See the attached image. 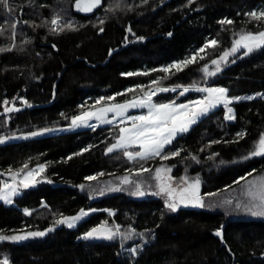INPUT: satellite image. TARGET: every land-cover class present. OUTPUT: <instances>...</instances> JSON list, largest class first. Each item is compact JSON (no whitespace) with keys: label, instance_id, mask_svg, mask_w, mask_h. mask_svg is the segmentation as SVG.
<instances>
[{"label":"trees","instance_id":"16d2710c","mask_svg":"<svg viewBox=\"0 0 264 264\" xmlns=\"http://www.w3.org/2000/svg\"><path fill=\"white\" fill-rule=\"evenodd\" d=\"M75 1L10 0V9L0 6V134L57 130L0 145V187L6 175L39 165L49 180L24 190L13 206L0 203V235L46 232L20 243L0 241V264H264V221H234L204 209L208 194L264 175V156L243 159L264 134V47L248 55L240 48L220 74L203 71L242 35L264 32V18L247 15L264 0H103L88 17L75 12ZM212 40L217 44L205 48ZM201 47L202 58L181 71H161ZM210 84L225 86L229 98H253L229 105L232 120L224 119V107L212 110L161 156L129 161L125 149L108 153L124 123L70 129L72 118L97 101H123L156 88L153 103L186 104L202 99L196 89ZM5 107L18 111L6 113ZM158 168L170 169L174 180L198 179L203 206L168 209ZM137 187L143 197H135ZM87 208L97 211L74 229L53 227ZM105 225L132 239L83 238ZM139 243L133 255L130 246Z\"/></svg>","mask_w":264,"mask_h":264},{"label":"snow or ice","instance_id":"6c2138e0","mask_svg":"<svg viewBox=\"0 0 264 264\" xmlns=\"http://www.w3.org/2000/svg\"><path fill=\"white\" fill-rule=\"evenodd\" d=\"M101 0H76V6L80 11H91L94 7L99 5ZM191 2V0H189ZM0 6L4 8H11L10 0H0ZM247 15L251 16L253 19L259 20L264 18V11L259 13L250 12ZM59 20L57 17H54L51 20V24L53 26L58 25ZM103 23V21H101ZM221 24H231V20H223L220 21ZM11 27L13 30L17 27L16 23H12ZM67 28H72L71 23L65 25ZM53 32H56V27L51 29ZM63 29H61L62 31ZM103 31V29H101ZM217 44V41L212 40L208 44L205 45L207 47H214ZM264 47V32H259L257 34L248 33L246 35H242L239 40H236L233 44V47L230 51H226L221 57L220 60H226V58L236 53L240 48L245 49L244 55L250 54L255 48ZM204 48L200 49V52H204ZM202 58V57H201ZM195 62V56L193 58L178 62L174 65H170L169 68L175 67L177 71L182 70V65H186L189 63ZM213 65H217L215 72L207 71V65L203 69L206 75L211 77L216 75L221 69L219 67L218 61L213 60ZM169 68H163L161 71L168 72ZM146 74V73H145ZM127 75H134V73H128ZM153 83H158L157 81H153ZM128 91H131L129 89ZM160 92L169 91L167 88H160ZM175 91V89H172ZM189 91L188 88L184 89V92ZM196 91L206 93L202 99L189 101L187 104H176L175 102H170L167 104H157L153 103L152 97L156 95L155 91L145 92L144 96L141 98H137L133 101H128L125 104H116L110 107L101 108L98 112H84L79 116H75L72 118V126L79 127L81 125H86L87 122L92 119L93 116L96 119L101 120L102 123H111V121L104 120L103 117L108 112H114L116 115L123 116L124 112L128 108H147L146 115L139 116H128L127 120L132 122V126L130 128H121L120 135L117 139V142L111 145L107 152L111 153L116 149H125L124 156L127 157L129 161H133L137 158L140 160H145L150 156H161L162 150L166 145L170 144L175 135L178 133L187 132L189 130V126L195 124L197 122V118L208 113L211 109L216 108L219 105L224 107L225 115L224 119L232 120L234 119L232 112L233 109L229 107L233 101H238L240 99H245L242 97H232L229 98L226 93L227 89L225 88H197ZM181 93V95L184 94ZM260 95V94H258ZM253 97H246V99H252ZM101 100L105 99L104 97L100 98ZM108 100L114 99L113 97H108ZM100 101H97L99 103ZM8 102L5 101V104ZM26 103V102H25ZM4 111L6 113H10L13 111H18L15 108L5 107ZM47 131V130H46ZM40 133H32V136L39 135ZM240 137H243L244 133L237 134ZM4 141L0 139V143ZM132 145H138L139 151L130 152L126 149ZM171 156L179 155V151L172 152ZM256 156H264V134L261 135L258 143L255 146V149L250 152L249 156L244 157L243 159H248L250 157ZM162 159H168V155H163ZM195 159V157H193ZM25 168L27 165L24 166ZM44 166L40 165L38 169H34L28 171L24 175V179L20 181V185L23 188H28L31 184L37 182L35 180V173L43 172ZM143 171H148L147 169H143ZM161 169H156L157 179L161 180L160 184V193H165L168 196V200L165 201V205L168 209L175 212L177 210V201L184 204L185 206L192 205L194 207H202L203 203L201 197L199 196V184L200 181L197 179L194 182L190 183L186 188H180L179 190L173 189L163 178L160 176ZM170 171V169H169ZM139 174V173H138ZM102 175V173H101ZM15 179V175L13 177ZM88 180L94 179V177H87ZM243 179V177L241 178ZM124 183L128 182V178L125 177L123 180ZM83 187V185L81 186ZM260 192L258 196H254V198H258L260 200V204L253 205L254 207H259V211L252 212L253 215H264V178H262L260 185ZM118 190V189H117ZM157 193V194H160ZM17 194V188L14 185L5 183L3 188H0V199L4 200L6 203H11L10 197ZM101 194H103L101 192ZM135 195H144V193L139 191V187H137V191L134 193ZM213 195V194H208ZM251 211V209H248ZM30 213L25 210V215H29ZM87 215L84 210H81L80 214L75 217H65L63 219H59L56 221V224H67L69 228L73 227L76 221L80 220L83 216ZM53 229H48L47 231H52ZM117 234L122 235L124 239H130L131 234H121L119 233V229L113 231L107 227H98L93 228L89 232L85 233L84 238L89 239L93 237H102L107 240H112L115 238ZM44 232H32L28 233L27 236H4L0 235V241L2 240H13V241H21L27 239L29 236H43ZM215 235L220 237L222 233L220 230L215 232ZM132 254L135 255V249H132ZM4 264H7V261H4Z\"/></svg>","mask_w":264,"mask_h":264},{"label":"rangeland","instance_id":"374dc122","mask_svg":"<svg viewBox=\"0 0 264 264\" xmlns=\"http://www.w3.org/2000/svg\"><path fill=\"white\" fill-rule=\"evenodd\" d=\"M261 11H264V5L258 6V7L254 8L252 10V12H257V13H259ZM201 48H204V47H201ZM201 48L196 49V50H192L187 55V57L185 58V60L170 63V64L164 66L163 68H169L170 65H174V64H176L178 62H183V61L189 60V59L193 58V56H195V59H197L199 57H202L204 54H203V52H200V49ZM222 55H220L217 58L219 67L221 69L218 72V74L221 73V71L224 69L225 65L227 64V60L233 54L229 55L226 58V60H220V57ZM216 67H217V65H213L212 62H211V63H209V69H208V71L215 72L216 71ZM170 69H176V68L175 67H171V68H169V70ZM207 87L225 88L226 89L225 86L218 85V84H213V85L210 84V85H206V86H201L199 88H207ZM148 91H156V88L148 89L145 92H148ZM145 92L142 93V94H138V95L132 96L130 98H127V99H125L123 101H118V102L110 101V102H106V103L99 102V103L95 104L92 108L87 109V110L83 111L82 113H84V112H98V110L101 109V108L110 107V106H113V105H116V104H125L128 101H133V100H136L137 98L143 97L144 94H145ZM205 95H207V94L204 93V96ZM226 95H227V93H226ZM241 97L242 98H245V99H240L238 101L247 100L246 97H252V95H249V96H241ZM233 102H237V101H233ZM220 107H223V106L222 105H219L216 108L211 109V111L212 110H216V109H218ZM147 111H148L147 108H128L124 112L123 116L116 115L114 112H108V113L105 114V116L103 117V119L104 120L111 121V123H102L101 120H98V119H96L95 116H93L92 119H90L87 122L86 125H81L79 127H73L72 126V121H71L70 129L72 131L73 130H81V129H86V128L91 127V126H98V125L103 126V125L114 124V123H119V124L124 123L125 126H122V128H130L132 126V122L130 120H127L126 117H128V116L146 115L147 114ZM82 113H80L79 115H81ZM205 116L198 117L197 118V122L200 121ZM55 131H57V130H52V131L47 130L46 131L45 129H43V130H36V131H22V132H17V133L14 132V133L0 134V139H2L4 141L3 143H0V145L6 144V143H11V142L24 141V140H29V139H33V138L43 137V136H45V135H47L49 133H53ZM32 133H40V134L39 135H36V136H32L31 135ZM177 135H179V133ZM177 135H175L174 138ZM117 139L114 142V144L117 142ZM259 139H257L256 141H254L252 143L251 149H250V151L247 154L248 156H249L250 152H252L255 149V146L258 143ZM132 146H136V147L139 148L138 145H132ZM256 157H260V156H256ZM39 166H36L35 168H33L31 170L38 169ZM31 170H27V171L21 172V173H11V174L6 175V177L4 178V180L2 182V186L0 188H3V186H4L5 183L14 185L17 188V194L10 197L11 203H6L2 199H0V203H2L5 206H13L14 205V198L17 197V196H20L23 193L24 190H26V189H28L30 187H35L38 182L40 183V182H47V181H49L46 177H42V173L43 172H38V173H35L34 174L35 175V180L37 182L31 184V186H29L28 188H23L20 185V181L24 179L25 173L28 172V171H31ZM161 170L162 171L160 172V176L173 189L179 190L180 188H186V187H188V185L190 183H192V182L195 181V179H189L187 177H183L180 180H174L170 176L168 170H165V169H161ZM14 175H15V179L13 178ZM155 175H156V178H157V173H155ZM262 178H264V175H262V174H256L252 178H250L247 182L243 183L237 189H229V190H227L225 192H219V193H214L213 195H207L205 197L204 209L207 210V211H209V212H212V213H222L227 218H229L231 220H234V221L235 220H244V219H253V220H262V221H264V215H253L252 214V212H257V211L260 210L259 207H254L253 205H257L258 206L260 204V200L258 198H254V196H258V194L260 192L259 185H260V182H261ZM157 184L159 186V192H160L161 180H158L157 179ZM200 191H201V183L199 184V196L201 194ZM165 196L167 197V200H168V196L166 194H165ZM135 197L136 198H140V197H143V195H136ZM181 208H183V209H194V208H198V207H194L192 205L185 206L184 204H182L179 201H177V210L178 209H181ZM248 209H251V211H249ZM83 210L87 213V215L83 216L80 220L76 221V223L74 224L73 227L69 228L66 223L65 224H55L53 227L54 228L74 229L79 223L83 222L92 213H95L97 211V210H95L93 208H87V209H83ZM27 211L29 212V210H27ZM80 212L78 214H80ZM77 215H75V216H77ZM75 216H72V217H75ZM61 219H63V218H61ZM101 227H107V228L112 229L113 231H116L117 229H119L117 226H111V225H105V226H101ZM217 230H220L221 233H222V230L221 229H215L213 231V234L214 235H215V232ZM42 232H44L46 234L45 231H42ZM29 233H32V232H29ZM27 234L28 233H16V234L8 235V236H21V235L27 236ZM43 236H34V237L33 236H29L27 239H24V240H21V241H13V240H6V241L13 242V243H20V242H23V241H26V240H29V239L41 238ZM216 237H218V236H216ZM221 237L222 236H220L219 238H221ZM83 238H84V236H83ZM116 238H119V239L122 238V241H130L132 239V235H131V238L130 239H124L122 237V235L117 234L114 239H116ZM89 239H93V240H97V241H112L113 240V239L112 240H107V239H104L102 237H99V238L93 237V238H89ZM141 247H142V244L141 243H139V244H133V245L130 246V250L135 249V251H136L137 249H140Z\"/></svg>","mask_w":264,"mask_h":264},{"label":"water","instance_id":"95a60500","mask_svg":"<svg viewBox=\"0 0 264 264\" xmlns=\"http://www.w3.org/2000/svg\"><path fill=\"white\" fill-rule=\"evenodd\" d=\"M102 5H103V0H101L100 4L97 5L96 7H94L91 11H80L77 8V6H76V1H75V3H74V10H75V12L78 15L88 17V16L93 15L99 8H101Z\"/></svg>","mask_w":264,"mask_h":264},{"label":"crops","instance_id":"0c3cea01","mask_svg":"<svg viewBox=\"0 0 264 264\" xmlns=\"http://www.w3.org/2000/svg\"><path fill=\"white\" fill-rule=\"evenodd\" d=\"M210 111H211V110H210ZM210 111H209V112H210ZM209 112H208V113H209ZM208 113H206V114H204V115H202V116H205V115H207ZM193 125H194V124L190 125L189 128H191ZM179 134H181V133H179Z\"/></svg>","mask_w":264,"mask_h":264}]
</instances>
